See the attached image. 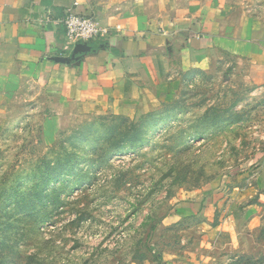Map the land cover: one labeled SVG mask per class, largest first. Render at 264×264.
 <instances>
[{
	"label": "rangeland",
	"instance_id": "374dc122",
	"mask_svg": "<svg viewBox=\"0 0 264 264\" xmlns=\"http://www.w3.org/2000/svg\"><path fill=\"white\" fill-rule=\"evenodd\" d=\"M88 2L162 27L209 5L264 6ZM41 93L31 81L0 94V264H264V83L234 58L164 74L129 114L71 106L56 126Z\"/></svg>",
	"mask_w": 264,
	"mask_h": 264
},
{
	"label": "crops",
	"instance_id": "0c3cea01",
	"mask_svg": "<svg viewBox=\"0 0 264 264\" xmlns=\"http://www.w3.org/2000/svg\"><path fill=\"white\" fill-rule=\"evenodd\" d=\"M69 8L93 13L105 29L83 50L75 44L64 51L60 19ZM152 16L112 2L0 0V94L38 84L49 103L44 112L55 110L49 114L57 126L71 106L129 114L164 74L210 70L220 55L243 65L252 82L264 83V6L242 15L209 5L163 27ZM163 259L156 264H184Z\"/></svg>",
	"mask_w": 264,
	"mask_h": 264
},
{
	"label": "built area",
	"instance_id": "2783aa9c",
	"mask_svg": "<svg viewBox=\"0 0 264 264\" xmlns=\"http://www.w3.org/2000/svg\"><path fill=\"white\" fill-rule=\"evenodd\" d=\"M60 22L64 28V51L70 50L75 44L86 45L105 33L93 13L80 12L74 8L67 9Z\"/></svg>",
	"mask_w": 264,
	"mask_h": 264
},
{
	"label": "water",
	"instance_id": "95a60500",
	"mask_svg": "<svg viewBox=\"0 0 264 264\" xmlns=\"http://www.w3.org/2000/svg\"><path fill=\"white\" fill-rule=\"evenodd\" d=\"M84 47H85V45L84 44H77L76 45V49H80V50H83L84 49Z\"/></svg>",
	"mask_w": 264,
	"mask_h": 264
}]
</instances>
